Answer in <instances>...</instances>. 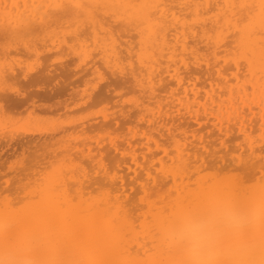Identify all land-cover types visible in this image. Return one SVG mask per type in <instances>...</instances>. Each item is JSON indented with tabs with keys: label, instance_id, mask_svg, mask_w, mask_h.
Listing matches in <instances>:
<instances>
[{
	"label": "bare ground",
	"instance_id": "6f19581e",
	"mask_svg": "<svg viewBox=\"0 0 264 264\" xmlns=\"http://www.w3.org/2000/svg\"><path fill=\"white\" fill-rule=\"evenodd\" d=\"M169 1L171 3L177 2L176 3L177 7L173 8V10L178 8L179 11H177L175 13V11L172 10L173 11L172 12L171 11L172 8H170V6L167 5L168 0H114V2H116V3H124V4H130V5L143 4V3H153V4L164 5L165 7H162L159 10L160 14L157 17L158 26L155 28H150V29L133 28V27L127 25L122 19H117L115 17H110L108 15H105L104 19L100 20L98 24H93L87 28H82L81 30L85 34H84V36L79 37V36L75 35V33H76L75 29L68 28L66 26H57L56 17H55V15H52L50 18L45 19L43 24L39 25V27L41 28V32L39 33V35L41 37V41H43V42L46 41L47 43L48 42L51 43V47H58L59 49L61 47H64L68 51H70L72 53V55H75V56L77 55L76 54L77 50L84 49L86 52V55L83 57L84 58L83 61L88 60V63H90L92 60L90 62H89V60L94 58V60H95L94 63L95 64L98 62L101 63L102 69L106 68V70L111 74L110 77L120 76V78L117 77L116 80L114 79L115 82L118 85H120V87H124V88L127 87V88H129V89L131 88L133 90H135L136 88H138L137 90L141 89V92L148 94V97H150V99H153L156 96H158V95H156V92L158 91V89L159 90L162 89L160 87H163L162 85L164 83H167V81L169 82V80H165V78H167V77H165V75L167 74V76L171 77V79H173V81H175V82L170 81V83L172 82V83H175L176 85L179 84L177 86L179 88H175V89H172L171 87L168 86L170 83H168V85L166 86V88L168 87L170 94H172L171 96L174 95L173 97H176L174 100L177 101L176 106L177 105L179 106V109H177V110L188 111L187 113L191 114L192 119H193V117H196V119L198 118V121L200 119V122H202L203 120L205 121V119H207L208 121H211V118H209V115H207V114H209V113L213 114V119L211 122H214V124L212 125V127H214V129H215L217 127H220L219 125H222L221 129L223 130V135H227L229 132V129H226L225 125L228 126V125H230V123L235 122L234 124L237 126L238 131L242 134V137L244 135L247 136L246 139H249V142H250L249 146H251L250 147L251 148V154L250 155L248 154V155L252 156V158H250L251 160L249 162L248 161L246 162V159L244 162L247 163L249 165V167H253L255 169L256 174L259 173L261 175V177L264 176V171H262V164L260 161V156H261V153L259 152L260 144L255 143V145L253 146V144L251 142L254 139L250 137V134L246 130V126H247L246 120L251 119L252 121H255V118L259 114L260 119L259 118H258L259 120L257 119L258 122H260L258 124L259 125L258 132L260 131L259 136L264 135V108H262L260 106V96H259L260 90H261L262 86H264V70H262L258 58L255 60V62H252L250 64V67H238L239 64H244L245 62H247L248 57L245 55L243 48H241L239 56H237V53L235 51V49L237 48L238 45L246 44L249 42L251 44H254L256 46V48L259 49L261 41L264 40V37H262L259 34L261 31V20H260L259 15H256L254 18H250V19H252V25L251 26L253 27L255 34L252 35L251 38H249L245 34V31H244L245 25L242 23H239V21L242 20L243 17L248 15L247 11L242 10V9H228V8L223 7V6L230 5V4H240V3L258 4L259 0H169ZM64 2H67V0H0V40L3 41L6 37H11L12 34L17 30L19 22L20 21H26L29 17V14L34 13V9L32 7L33 5L57 4V3H64ZM85 2H87V0H85ZM184 4H200V5H203V7H201L200 9L181 7V5H184ZM209 6H211V7H209ZM52 11L54 13L56 10H52ZM136 11H137L136 9H132L130 12L127 13V15H131L133 12H136ZM169 13H170V15H169ZM187 16L190 17L189 18L190 20L186 19ZM119 21H122L123 25L121 23V26H119L120 28H114V25L116 23H118ZM52 29H57L58 31H54L53 34L50 36L49 35L51 32L50 30H52ZM131 33L135 34V38H137L136 42H134L135 39H133V41L130 40V38L127 39ZM221 35L223 38H222V40H220V42L218 44L217 41ZM228 39H230L231 42L227 43ZM121 40H123L124 43H122ZM203 42H204L205 47L207 48V51H208L207 53H209V55H213L214 57L219 56V54H220L219 52L223 51V50L218 51V48H215L216 45H220L219 47L225 48L226 51L221 53V55L223 54L224 56L220 57V60L224 59L223 62H225V64L228 66V67H226V69L228 70L230 67L229 70H232V72L229 70H228V72L230 73V75L232 74L231 77L233 76L234 80L236 81V82H234V84H232L230 75L225 76L226 74H224V76H223V73L225 71V66H226V65H224V67L222 66L223 70H221V69H218L217 71L215 70V75H217L219 78H224L225 80L228 77V79L231 82L228 79L226 81L224 80L225 82H223V83L225 85H227L226 87L219 85V83L221 81V79H220L219 83L216 86L212 85L213 86L212 88H211V84L209 83L210 89L208 90L206 88L208 91L206 90L204 94H202V92H201L202 90H204L201 87H200L201 91L197 90V86H199V85H195V84H197V82H192L191 78H192V76L197 75L196 77L198 79H200L201 76H199V75H201V73H202V75H204L203 74V67H204L203 63H206L205 64L206 66L204 67L205 71H206V68H208L209 72L212 69L213 70L216 69V67H214V68L210 67L211 66L210 64H214V63H208L209 60L207 58H204L205 56H203L199 53V48L201 47L200 44H202ZM134 43H135V45H134ZM68 44H71L72 46L70 45L71 47H69ZM122 46H126L124 50H121ZM228 46L229 47L231 46V48L228 49L229 48ZM106 49H108L107 56H106ZM79 57H81V56H79ZM177 58H178V61H176ZM79 60L81 62V59H79ZM210 62H212V61H210ZM217 62L219 63V61H217ZM178 63H180L181 66L183 67L182 70H180L179 68L176 67V65ZM82 64H84L86 66L89 65V64H87V62H85V63L83 62ZM90 64H93V63H90ZM125 65L128 66L127 70L121 71L120 69L123 68ZM214 65L216 66V64H214ZM92 66H94V67L96 66L95 68L94 67L93 68L95 70L96 69L98 70L97 65L93 64ZM177 66H179V65H177ZM12 68H11V72H10L11 78L8 80V83L11 82L12 85L13 84L14 85L12 87H9V89H11L13 87L18 88L19 87L18 83L20 84V78L22 79V77H27V75H28V74H26V70H24V71L20 70L21 72H19L16 68H13V69H15L17 71H14ZM242 68H243L244 72H242ZM173 69L175 71H174V73H171V71ZM30 70L33 71V70H35V68H32ZM228 72H226V73H228ZM41 73H42V71H41ZM43 73H46V72H44V69H43ZM242 73H244V75H242ZM97 74L98 75L101 74V71L98 72ZM211 74L213 76V73H211ZM44 75H46V74H44ZM208 75H207V77H208ZM40 77H38V79ZM107 77H108V75H107ZM38 79L36 77V79L31 80L30 84H34L37 82L40 84V83H43V81L45 80L44 77H43V79L41 78L40 81H38ZM138 81H139V85L137 84ZM189 81H190L191 85L194 84L195 86L192 87L188 83ZM216 81H218V80H216ZM115 82L112 83V84H114L113 86L117 85ZM38 83L36 84V87L38 86ZM10 85H8V86H10ZM118 85L116 87H118ZM56 86H58V84H56ZM63 86L66 87L65 85H63ZM113 86L109 85L108 87H113ZM120 87H119V89H120ZM57 88H59V86ZM203 88H205V86ZM249 88L252 89V93H253L252 96H250V93L248 91ZM30 89H31V86H30ZM106 89H104V90H106ZM129 89H127L128 90L127 92H129ZM0 90H2V89H0ZM53 90H54V92L49 91V90L48 91H49V93L52 92L50 94L51 95L54 94V96H55V92L56 91L58 92L61 89L56 90V87H55V89H53ZM164 90H166V89H164ZM20 91H22V90H20ZM25 91H27V90H25ZM40 91H42V90H40ZM45 91L46 90H44L43 92H45ZM48 91H46V92L48 93ZM113 91L115 92V90H112L110 92L105 93L107 95H108V93H110V95L107 96L108 98H106V99L109 100V98L113 94L112 93ZM46 92L43 94H47ZM132 92L133 91H130V93H132ZM63 93H64V91H63ZM33 94L32 95L35 96L34 92H33ZM50 94H47L46 97H45V95L41 96L40 99L42 97L44 99V97H45L44 100H46L47 98H49L51 96ZM105 94H103V95L101 94L100 97L104 96ZM122 94H123V92H122ZM10 96H11V99H10V102L8 104V107L9 108L11 107L12 109L18 108L20 103H22L21 97L24 95L23 94L22 95H16L10 91ZM57 96H60V95H57ZM122 96H124V94ZM227 96H228V98H227V100H225L224 98ZM52 97H53V95L51 96V98ZM100 97H99V101H101ZM115 97H117V96L115 95ZM23 98L24 97H22V100H23ZM113 98L114 97L112 95L111 100H113ZM200 98L201 99L204 98L206 101H202ZM101 99H102V101L105 100V99L103 100V97ZM144 103H146V102H144ZM152 103H155V102H152ZM134 105H135L134 106L135 108L136 107L140 108L138 105H136V104H134ZM152 106H153V104H152ZM170 106H171V104H170ZM163 107L164 106H162V108ZM196 107H199V108L202 107V108L199 110H196L195 113L193 114L192 111ZM174 108H175V106H174ZM174 108H173V110H175ZM1 109H2L1 112L4 113L3 108H1ZM141 109H139V111H140L139 114H141ZM204 109H206L205 111H208V113L205 114L206 116H203L205 119L202 117V119H203L202 120L200 118L201 117L200 111L204 110ZM144 110L145 111L147 110V112H148L147 108H145ZM144 110L142 109L143 113H145ZM252 111L254 112L253 114H255V116L250 114V113H252ZM137 112H138V110H137ZM149 113H150V111L148 112V114ZM134 114H136V113H134ZM152 114L154 115L153 111H152ZM168 115H169V117H171L170 114H168ZM250 115L253 116V119L250 118L251 117ZM2 116H4V115H2ZM108 116H106V117L109 118ZM146 117H145V115L141 114L137 118H139V121H140L141 118L143 120V118H146ZM2 118H1V120L4 119V118L3 119ZM132 118H134V117H132ZM172 118H173V116H172ZM110 119H109V121H110ZM148 119L147 120L149 122H152L153 124H154V122L157 123V120H155L154 118L151 119V117H150ZM167 119L170 121H173V122L175 121L174 118L172 120L171 118L169 119L167 117ZM187 119H188V117H187ZM120 120H121L120 121V123H121L122 119H120ZM168 120H167V122H168ZM251 120H250V122H252ZM112 121H115L114 118H112L111 123L109 124V127H113L114 130H116V132H117L118 129L121 128L122 126L119 127V125H117L118 123L113 124ZM116 121H117V119H116ZM170 121H169V123H170ZM204 121H203V123H204ZM217 121H219V123ZM147 122H146V125L149 124V123L147 124ZM6 123L4 122V124H6ZM152 123L150 126H152ZM38 124H40V122ZM38 124L35 127H38L39 132L37 131L36 133L38 135H41L40 133L43 134L45 131L44 132L40 131L41 128L39 127L40 125L38 126ZM122 124L123 125L125 124L124 119H123ZM34 125H35V123H34ZM135 125H137V124H135ZM143 125H144V123H143ZM27 126H29V125H27ZM72 127H73V125H72ZM252 127L254 128V125H252ZM29 128H30L29 131L26 129L27 133L32 134L33 132H30L32 129L34 130V132L37 130V128H32L30 126H29ZM43 129L45 130V127L42 128V130ZM250 129H252V128H250ZM24 130H25V128H24ZM47 130H49V128ZM133 130L134 129H132L131 131H133ZM135 130H137V129H135ZM4 131H5L4 129L0 131V136L4 135V139H5L6 132H4ZM169 131L171 132L170 128H169ZM49 132H51V131H49ZM36 133H34V136ZM56 133H58V132H56ZM9 136H11V137L13 136L12 138L15 137L12 134ZM26 136H27V134H26ZM155 136L158 137L156 134H155ZM2 137H0V139H2V141H3L4 139ZM144 137H145V135H144ZM8 138L10 140H7V142H6V140H4V145L5 146L8 145V147H9L10 144L11 145L13 144V142L11 141L10 137H8ZM47 138H49V137H47ZM132 138L135 139V137H132ZM148 138L151 139L150 140V142H151L153 137L150 136ZM161 138H162V136H161ZM21 139L22 138L20 137V140ZM23 139H27V138H23ZM45 139H46V137H45ZM144 139L147 140L146 138H144ZM17 140H16V142H17ZM36 140H38V139L31 138L28 140H23L22 142L18 141L17 143H19L18 144L19 146L21 145L20 146L21 148L24 147V149H27V148L28 149H32V148L34 149L35 147H37L36 149L39 148L38 150H40V151H42V149H44V151H46V153L50 151L49 154H51V156H54L56 154L58 155L60 153L63 154L64 149L68 150V153L70 155L74 153L71 151L72 149L69 150V149H67V147L63 148V150H59V149H61V147H64L63 145H61L62 142L60 140H48V139L47 140H39V141H36ZM156 140L160 141L161 139L160 140L156 139ZM257 140H255V141H257ZM10 141L12 143L8 144V142H10ZM186 141H188V140H186ZM128 142H130V141H128ZM150 142H148V146H149ZM173 142H176V141H173ZM184 142L185 141H183V142L178 141V143L176 142V144H175V146L178 144V146H177L178 147V153H177L178 156L174 158V160H175V163L173 164L174 166L171 163L173 161V157H172V161L171 160H170L171 162L169 161V163L171 164L170 166H173V168L169 169L170 166L168 164H164V166H163V163H161V165L164 167L163 168L164 170L162 171V168L158 169V170H161V174L164 173V171H165V172H167V173L169 172L170 174L173 175L174 178L173 177L172 178H173V181L175 179L174 182H176L175 184H176L177 188L175 187V184L174 185L172 184L174 182H170V183L173 185V188H175L176 192L178 193V195L175 194L178 197L175 196V198H173V200H172L173 204L170 202L163 203V202H160L161 201L160 200L159 202L163 203V206L160 207L161 205L159 204L160 206L158 209H157V206H158L157 203L154 200H152L151 201L152 203H150L151 208H150L149 212L148 213L145 212L146 214L150 215V217L151 216L153 217L152 223H151V221L149 222V224L147 223L149 226L146 225L145 221H147V220H145V221L143 220V218L146 217L147 215L145 216V214H143V212L141 211L142 215H144V217H142V220L144 221L145 224H141V222L138 224L139 225L141 224L143 226V230L141 229V231H138L137 227H139V225L136 228H134L135 225H133V223L131 221L132 220V218H131L132 217V214H131L132 211H131V213H129V211H128L129 209L127 208V210H126V208H124L125 206H123V204L125 202L124 200H126L125 199L126 196L122 197L121 198L122 200L117 201L118 200L117 199L115 203L112 202L111 199H110L111 202L109 200L107 202L104 200L99 201V204L100 203L102 204V202H105L103 207L101 206V204L99 206V204L96 202V200L92 201L93 204H95L97 207H100L102 210H112L111 215L117 217L120 220L121 243H120L119 249L116 253V258L123 261L124 264H239V261L241 260V258L246 255L247 249L253 244L254 240L258 236L262 224H264V209H262V207H261V193H262L261 177L260 178L257 177V178H259V179H257L258 181L254 180L256 182L251 183V182L246 181L245 179H239L237 177H234L235 174H232V176L228 174L230 177L227 175L223 176V174H222V175H220L221 176L220 177L218 174L215 175V173H212V175H211V173H210V174H206L207 176L203 175L204 176V177L202 176L203 178H198V179H200V180L197 179V182L199 181L197 184V185H199V187L197 186V188H195L194 183H197V182H195L194 180H196V179L193 180V183H189L190 181H192V176H190L191 175L190 171L193 172V170H194V169H192V170H190V169L192 167H194V164L197 165L198 161L196 160V162H195L194 159H191L193 156L190 157L189 156L190 154L187 155L189 153V151H187L186 148L189 149L190 146L184 148V146H182L184 144ZM34 144L35 145L38 144V145L32 147V145H34ZM114 144H116L115 150L118 149L120 154L121 153H123L122 155L126 154L125 157L127 155H129V153L127 154V151L124 150L125 148L124 149L120 148L118 146L119 145L118 143H114ZM152 144H154V143H152ZM0 145H1L0 147L2 148L1 141H0ZM73 145L75 146V144H73ZM137 145L139 148V144H137ZM154 145H153V147H154ZM40 147L42 149H40ZM112 147H114V146H112ZM162 147H163V145H162ZM164 147H166V146H164ZM194 147H196V145ZM10 148H11V146H10ZM76 148H75V151H76ZM146 148H148V147H146ZM46 149H48V150H46ZM134 150H133V152H134ZM175 151H176V149H175ZM66 152H64V154ZM133 152L130 153V157H128L129 159L132 158V156L134 157L135 153H134V155H132ZM165 152L166 153L168 152L167 148H165ZM165 152H164V154H165ZM46 153L44 152V154H46ZM110 153L112 155L115 154L114 156L116 157V154L118 152H110ZM119 153L117 155V158L120 155ZM64 154H63V156H65ZM149 154H150V152H149ZM171 154H172V152H171ZM172 155H174V154H172ZM46 157H48V156L46 155ZM168 157H171V156H168ZM135 158H138V157H135ZM135 158H133L131 160H134ZM100 159H102V158H100ZM118 159H120V158H118ZM169 159H171V158H169ZM198 160H200V159H198ZM99 161H102V160H99ZM118 161H121V160H118ZM193 161H194V164L192 163ZM165 165H168L169 167L167 168ZM197 167L198 166H196V169H198ZM200 168H201V166H200ZM69 171H70V169H69ZM71 171H73V170H71ZM194 171H195L194 173H198L197 170H194ZM102 172L104 174H105V172L108 173V171L104 172V170H102ZM167 173H164V174H167ZM169 173H168V175H170ZM156 174L160 175L159 173H156ZM35 175H37V174L35 173ZM105 175H107V174H105ZM260 175H258V176H260ZM42 176H41V179H43V177H44V176L43 177ZM48 176L50 177L51 174L50 175L48 174ZM34 177L35 176H33V178ZM152 177H153V174H152ZM164 177L165 176L163 175V178ZM54 178H55V174L53 175V177H51V179L54 180ZM70 178H72L75 181L74 184L76 183L75 184L76 185V191H75V189H74V191H75V193L77 192L76 194H77V197L79 199L78 202H83L85 205H88L91 201L89 202L88 200H86V198H87L86 194H85L86 191H84V185H83L84 181H82V180L79 181L78 179L75 180L73 175ZM70 178L67 181L70 180V182H71L72 179H70ZM172 178H171V180H172ZM35 179L36 178H34V180ZM157 179L158 178H156V180ZM159 179H161V178H159ZM166 179L170 181V179H168V178H166ZM30 180L31 179L29 178V181ZM17 182H20V181H17ZM82 182H83V184H82ZM110 182H113V181L110 180ZM165 182L167 184L168 181H165ZM72 184H73V182H72ZM190 184H191V186L194 185L193 186L194 189H191L192 187L190 186ZM19 185H20V187H18ZM19 185H17V187H15V190L17 192H18V190H20L19 195H25L22 198L31 196L33 194L32 189H28L27 191H25V188L27 187L28 183L25 185H21V184H19ZM172 185H171V187H172ZM143 186L144 187L146 186L145 189L143 187V189H144L143 191L146 190L145 192H148L151 189V188L149 189V186H151V185L147 186V184H146ZM16 188H19V189L17 190ZM85 188H86V186H85ZM147 189H148V191H147ZM167 190L169 192V190H171V189H167ZM67 191H68V189H67V184H66L65 185V192H67ZM162 191L164 192V190H162ZM173 191H174V189H173ZM108 192L110 194L109 190H108ZM122 193H124V192L122 191ZM164 193H166V192H164ZM109 194L106 193L104 195H109ZM158 194H159V192H158ZM167 194H169V193H167ZM172 194L173 193L171 192V195ZM165 197H167V196H165ZM106 198H108V197H106ZM162 198H164V197L162 196ZM68 199H71V197L69 196ZM103 199H105V198H103ZM174 199H176V200H174ZM163 200H165V199H163ZM5 201H4L5 203H2V208H0V237L3 236L5 231L10 232V233H16V232L22 231L25 227L26 219L30 214L31 206L33 204V202L30 200L26 203V207L23 210H21L19 208L18 209L14 208L13 207L14 204L11 203L12 202L11 200L6 199ZM145 201H146V198L145 197L142 198L141 202L144 203ZM136 211H137V209H136ZM120 213H123V215L121 216ZM151 218H149V219L151 220ZM97 222H99V221H97ZM9 224H11V225H9ZM12 224H14V225H12ZM135 224H137V221L135 222ZM134 229L135 230L137 229L136 231H138L140 233L137 234V232ZM140 236H141V239L143 237V239L145 240V243H146V241H147V243L150 242L152 247L150 246L149 243L148 244L151 247V249H153V250L147 248V247H149L147 245V243L145 245V243L143 242L144 246H141L143 243L139 244V237ZM131 237L132 238L135 237L137 242H133ZM136 240H134V241H136ZM140 242H142V240ZM138 246H140L142 248L146 246L145 251H143L144 248L143 249L139 248V249L141 250V252L143 251L142 254L144 256H145V253L147 255L149 253V256H147L145 258L144 256H141L142 254L140 255L137 253L135 254V252L133 253V249L131 251L132 247H135L134 249L137 250L138 248L136 249V247H138Z\"/></svg>",
	"mask_w": 264,
	"mask_h": 264
},
{
	"label": "rangeland",
	"instance_id": "374dc122",
	"mask_svg": "<svg viewBox=\"0 0 264 264\" xmlns=\"http://www.w3.org/2000/svg\"><path fill=\"white\" fill-rule=\"evenodd\" d=\"M176 3L177 2L171 3L168 0L167 5L170 6V8H172L171 11L173 10V8L177 7ZM173 11H175V13H176L177 11H179V9L176 8ZM169 15H170V13H169ZM187 17H186V19L190 20L189 19L190 17H188V18ZM121 23H122V21H119L118 23H116L114 25V28H120L119 26H121ZM122 25H123V23H122ZM50 31L51 32L49 35L51 36L54 31H58V30L52 29ZM132 34L133 33H131L130 34L131 37L129 36L127 39L130 38V40H132V41H133V39H135L134 42H136L137 38H135V34H133V35ZM0 42H2V40H0ZM121 42L124 43L123 40H121ZM228 42H231L230 39L227 40V43ZM68 45H69V47L72 46L71 44H68ZM134 45H135V43H134ZM200 46L201 47L199 48V53L201 55L205 56L204 58H207L209 60L208 63L216 64V66L214 64H210L211 66L209 65L211 68L216 67V69H214V70L212 69L213 71L211 70L209 72L208 68H206V71H205L204 67L206 66L205 65L206 63H203V65H204L203 74L204 75H202V73H201V75H199V76H201L200 79H198L196 77L197 75H194L191 78L192 82H197V84H195V85H199V86H197V90H200L201 88L204 89L202 91L200 90L202 92V94H204L207 89L208 90L210 89V84H211V88H212L214 85L216 86L219 83L220 79H221V81H220L219 85L226 87L227 85H225L223 82H225L228 79V77L225 80L224 78H219L217 75H215V70L216 71L218 69L223 70L224 65H226L225 62H223L224 59L223 60L221 59L222 61L220 60V57L224 56L223 54L221 55V53L226 51L225 48L219 47L220 45H216L215 48H218V51L219 50H223V51L219 52L220 53L219 56L214 57L213 55H209V53H207L208 51L204 45V42L202 44H200ZM50 47H51V43H49V42L47 43L46 41L43 42L40 40L39 44L35 45L36 50H34L33 52H30V53H28V55H25V56L13 57V59L16 61L15 66L13 68H16L19 72L26 70V74H28V75H27V77L21 76L22 79L20 78V84L18 83V86H19L18 88L20 90H22L21 91L22 93L24 92L23 93L24 96H22L24 98L22 100V97H21L22 103H20L19 107L16 109H12L11 107L9 108L7 106L6 108H3V112L5 114L1 112L2 109L0 108V117L4 118V119L2 118L3 120H1V118H0V131L4 129L2 126V125H4V122L5 123L7 122L6 124L10 123V124L14 125V129L9 128L7 130L8 134L7 133L5 134V139H4V135L0 136V137L3 136L2 138L4 140H6V142H7V140H10L8 138V137H10L11 141L13 142L12 145L10 144V143H12L11 141L8 142V144H10V146H11V148H10V146L8 147V145H6V146L4 145V140L2 141V139H0L1 144H2V148L0 147L2 149V150L0 149V203H1L0 208H2V203H5L6 199L11 200L12 204H15V202L17 200L24 199L22 197H24L25 195H19L20 190H18L19 188H16L18 190V192H17L15 190V187H17V185H19V184H21V185H25L27 183L29 184L30 181H33L34 178H36L37 175H35V173L37 174V171H39L40 169H44V171L40 173V176L43 175L45 177V175L51 174V176H50V178H51L55 174L56 170L58 168L62 167L64 169V171L69 172L66 180H68L73 175L75 180L78 179L79 181H81V180L84 181V184H83V182H82V184L84 185V191H86L85 194H86L87 198L86 197L85 198L89 202L91 201L90 203H92V201L96 200V202L99 204V201L104 200L107 202L108 200L110 201V199L112 200V202L115 203L117 199H118L117 201H119V200H122L121 199L122 197L126 196L125 197L126 200H124L125 202H124L123 206H125L124 208H126V210H127V208L129 209L128 210L129 213H131V211H132V213H131L132 214V217H131L132 220L131 221H132L133 225H135L134 228H136L139 225L138 223H140V222H141V224H145L144 223L145 220H147L145 222H146V225H148L150 221L152 223L153 217L151 216L152 217L151 218L150 215L146 214L145 212H147V213L149 212V210L151 208L150 203H152L151 201L154 200L157 203V205H158L157 209H158L159 206L161 205L160 207H162L163 203H165V202L172 203L173 198H175V196L178 195L175 188H173V185L176 183V182H174L175 179L173 181V178H174L173 175L170 174L169 172L168 173L170 175H168V173L165 171H164V173H167V174H164V173L161 174V170H158V169L162 168V171H163L164 170L163 169L164 164H168L170 166L171 164L169 163V161L170 160L172 161V157H173L174 162L173 161L172 162L170 161V162L172 163V165L175 163L174 158L178 156V154H177L178 153V147H177L178 144L176 146H175V144H176V142L178 143V141H180V142L185 141L182 146H184V148L190 146L189 149L186 148L187 151H189V153L187 152L188 153L187 155L190 154L189 155L190 157L191 156L194 157L196 155L194 158L192 157L191 159H194L195 162H196V160L199 162V163L197 162V165L194 164V161L192 162L194 164V167H192L193 166L192 165L191 166L192 168L190 170H192V169L197 170L198 173H194L195 172L194 170H193V172L190 171L191 172L190 176H192V181H190L189 183H193L194 179H196L194 181L197 182L198 178H203L204 177L203 175L207 176L206 174H210V173H211V175H212V173H215V175L218 174L219 176L222 174H223V176H225V175H227V176L231 175L232 176V174H235L234 177H237L239 179H245L246 181L251 182V183L258 181L257 179H259L261 177V175L259 173H257V174L255 173V169L253 167H249V165L244 162L245 159H246V162L247 161L249 162L251 160L250 158H252V156H249L251 154V148H250L251 146H249L250 145L249 139H246L247 136L244 135L242 137V134L238 131L237 126L234 124L235 122L230 123V125H228V126L225 125V128L229 129L230 133L228 132L227 135H223V130L221 129L222 125H219L220 127H217L215 129H214V127H212V125L214 124V122H211L213 119V114H211V113L207 114L208 111H205L206 109L200 111L201 112L200 113L201 119L203 116H206L205 114L209 115V118H211V121H208L207 119H205L203 117L205 119V121L203 119L202 120L204 121L205 124L203 123L202 120H201L202 122H200V119L198 121V118L196 119V117H193V119H192L191 114L187 113L188 111L177 110V109H179V106L178 105L176 106L177 101L174 100L176 97H173L174 95L171 96L172 94H170L168 87L166 88L168 83H170V81H173V79H171V77L167 76V74L165 75V77H167V78H165V80H169V82L167 81V83H164L162 85L163 87H160L162 89H160V90L158 89V91L156 92V95H158V96H156L153 99H150V97H148V94L141 92V89L137 90L138 88H136L135 90H133V89H131V88L129 89L127 87H125V88L120 87V85H118L115 82L117 77L120 78V76L110 77L111 74L106 70V68L102 69L101 63H99V62L96 64L94 63L95 60L93 57H92L93 59H90L89 62L92 60L90 63L97 65L98 70L97 69L95 70L94 68L96 66L95 67L92 66L93 64L88 63V60L83 61L84 58H81L78 55H76V56L72 55V53L64 47H61L60 49L58 47H51V48ZM125 47L126 46H122L121 50H124ZM230 48H231V46L228 49H230ZM29 57H31V59H29ZM79 59H81L82 63L87 62V64H89V65L86 66V65L82 64ZM216 60L219 61V63ZM176 61H178V58L176 59ZM210 61H212V62H210ZM177 65H179V66H177ZM177 65H176L177 68H179L180 70L183 69V67L181 66L180 63H178ZM226 67H228V66L227 65L225 66V71L223 73V76H224V74H226L225 76L230 75V73L228 72L230 67L228 70L226 69ZM32 68H35V70L31 71L30 69H32ZM43 69H44V72H46V73H43ZM174 69L171 71V73H174V71H175ZM13 70L17 71L15 69H13ZM99 70L101 71V73L104 74V77H105V80L103 82V83H105L104 85H107V86L102 85L103 91H101L99 87H94V81L99 76L97 74L98 72H100ZM41 71H42V73H41ZM229 71L232 72V70H229ZM226 72H228V73H226ZM242 72H244L243 68H242ZM211 73H213V76ZM44 74H46V75H44ZM208 74L209 75L211 74V75L209 76ZM107 75H108V77H107ZM207 75H208V77H207ZM231 75H230V77H231ZM242 75H244V73H242ZM42 76L45 79L43 81V83L39 84L37 82L38 83L37 87H36L37 83L30 84V81L33 79H36V77H37V79H38V77H40L38 79V81H40L41 78L43 79ZM216 80H218V81H216ZM231 81H232V84H234V82H236L234 80L233 76L231 77ZM114 82L118 85V87H116L117 85L113 86L114 84H112V83H114ZM173 82H175V81H173ZM188 83L190 84V81ZM56 84H58L59 88H57L58 86H56ZM62 84L65 85L66 87H64ZM8 85H10L9 87H12L14 84L12 85V83L10 82V83H8ZM109 85H111L113 87H108ZM178 85L171 82L168 86L171 87L172 89H175V88H179V87H177ZM195 85L193 84L191 86L194 87ZM30 86H31V89H30ZM204 86H205V88H203ZM55 87H56V90H58V89L59 90L61 89V90L58 92L55 90L56 91L55 96H54V94H52L53 97L51 98L52 95L50 93H52V92L49 93V91L54 92L53 89H55ZM119 87H120V89H119ZM24 89L27 91H25ZM104 89H106V90H104ZM127 89H129V92H127L128 91ZM164 89H166V90H164ZM40 90H42V91H40ZM44 90H46V91L49 90L48 93L45 91L47 94L51 95V96L49 95L50 97L47 98L48 100L47 99L44 100L45 97L47 96V94H43V93H45V92H43ZM62 90L64 91V93ZM112 90H115V92L114 91L112 92L113 94L111 93L114 97L113 100H111L112 95L109 98V100L106 99V98H108L107 96H109L110 93H108V95L105 93L110 92ZM130 91H133V92L130 93ZM33 92L35 93L36 97L33 96L34 95ZM122 92H123L124 96H122L123 95ZM9 94H10V92H9ZM101 94L102 95L105 94L104 96H102L103 100L105 99L104 101H102V99H101L102 97H100ZM44 95H45L44 99H43V97L40 99V97L44 96ZM57 95H60V96H57ZM115 95L117 97H115ZM99 97H100L101 101H99ZM132 98H135L139 102L138 106L140 108H138V107L135 108L134 107L135 105L134 104L132 105V103H125L126 100H130ZM227 98H228V96L225 97L224 99L227 100ZM201 100L206 101L204 98H202ZM171 101L172 102L174 101V102L172 103ZM144 102H146V103H144ZM152 102H155V103H152ZM152 104H153V106H152ZM170 104H171V106H170ZM162 106H164V107L162 108ZM174 106H175V108H174ZM141 108L143 110L145 108H147L148 112L150 111V113L148 114L147 110L146 111L144 110L145 113H143ZM173 108L175 110H173ZM201 108H199V107L194 108L192 113L194 114L196 110H199ZM139 109H141L142 115H145V117L147 116L146 118H143V120L141 118L140 121H139V118H137L139 115H141V114H139V112H140ZM137 110H138V112H137ZM152 111L154 112V115L152 114ZM134 113H136V114H134ZM253 113L254 112L252 111V113H250V114L255 116V114H253ZM168 114H170L171 117H169ZM2 115H4V116H2ZM106 116H108L109 118H107ZM172 116L175 120L174 122L167 119V117H168L169 119L171 118L173 120ZM132 117H134V118H132ZM150 117H151V119L154 118L155 120H157L158 124L156 122H154V124L152 122H149L150 120L148 118H150ZM187 117H188V119H187ZM112 118H114V120H115V121H112L113 124L118 123L117 125H119V127L122 126L121 128L118 129L117 132H116V130H114L113 127H109V124L111 123ZM250 118L253 119V116H251ZM258 118H259V114L255 118V121H252L251 119L250 120L252 122H250V120H246V125L248 126V127L246 126V130L250 134V137L253 138L254 140L258 139L257 143L260 144L259 140H260L261 136H259L260 131L258 132V129H259L258 124L260 123V122H258V120L260 118L259 119ZM109 119H110V121H109ZM116 119H117V121H116ZM120 119H122V122L124 119V122L126 125L125 124L123 125L122 122L120 123V121H121ZM167 120H168V122H167ZM49 121L58 122V127H49V125H48ZM169 121H170V123H169ZM39 122H40V124H38ZM142 122L144 123V125ZM146 122H147V124L148 123L149 124L146 125ZM217 122L219 123V121H217ZM34 123H35V125H34ZM36 123L38 124V126L40 125L39 126L41 128L40 131H42V132L45 131L43 134L40 133L41 135H38L36 133L37 131L39 132L38 127H35V126H37ZM151 123H152V126H150ZM135 124H137V125H135ZM27 125H29L32 128H37V130L35 132L33 129H32L33 131L32 130L30 131V132H33L32 133L33 135L31 133H27V130L28 131L30 130L29 126H27ZM72 125H73V127H72ZM252 125H254V128L252 127ZM43 126L45 127V130L44 129L42 130V128H44ZM47 127L49 128V130H47L48 129ZM24 128H25V130H24ZM169 128L171 129L172 133L169 131ZM250 128H252V129H250ZM132 129H134V130L131 131ZM135 129H137V130H135ZM49 131H51V132H49ZM56 132H58V133H56ZM34 133H36L35 136H34ZM11 134L14 135L15 137L12 138L13 136L12 137L9 136ZM26 134L28 137L26 136ZM155 134L158 137H156ZM144 135H145V137H144ZM150 136L153 137L151 142H150L151 139L148 138ZM161 136L163 139L161 138ZM20 137L22 138L21 140H20ZM45 137H46V139H45ZM47 137H49V138H47ZM132 137H135V139ZM23 138H27V139H23ZM31 138L38 139L36 141L47 140V139L48 140H60L62 142L61 145H63L64 147H61V149H59V150H63V148L67 147V149H69V150L72 149L71 151L74 153L70 155L68 153V150L64 149L63 154H64V152L67 151L66 152L67 154L66 153L64 154L65 156H63L62 153H60L58 155L56 154L54 156H51V154H49L50 151L47 152L48 153L47 154L46 151H44V149H42L41 147H40V149H42L43 152L38 150L39 148L36 149L37 147H35L34 149L33 148L32 149H28V148L24 149V147L21 148L20 147L21 145L19 146L18 145L19 143H17L19 140L22 142L23 140H28ZM144 138H146L147 140H145ZM156 139H158V140L161 139V140L157 141ZM16 140H17V142H16ZM186 140H188V141H186ZM128 141H130V142H128ZM173 141H176V142H173ZM148 142L151 143V144L149 143V146H148ZM114 143H118L119 144L118 146L122 149L125 148L124 150L127 151V154L129 153V155H127L125 157L126 154H124V155H122L123 153L120 154L118 149L115 150L116 144H114ZM152 143H154V144L158 143V144L154 145ZM35 144L32 145V147L38 145V144L37 145H35ZM73 144H75V146ZM135 144L136 145L139 144V148H138V145L136 146ZM111 145L114 147H112ZM153 145H154V147H153ZM162 145H163V147H162ZM195 145H196V147H194ZM164 146H166V147H164ZM74 147L75 148L77 147L76 151H75ZM146 147H148V148L150 147V148L148 149ZM165 148H167V151L169 153L165 152ZM175 149L177 152L175 151ZM46 150H48V149H46ZM133 150H134V152H133ZM44 152L46 154H44ZM110 152H118L121 155V156L120 155L118 156V158H120V159L117 158L118 153L116 154V157H115L114 156L115 154L112 155ZM132 152H133L132 155H134V153H135V155H134V157L132 156V158L129 159L128 157H130V153H132ZM149 152L151 155L149 154ZM164 152H165V154H164ZM171 152L175 156L172 155ZM46 155L48 157H46ZM168 156H171V157H168ZM135 157H138V158H135ZM100 158H102V159H100ZM133 158H135V159L131 160ZM169 158H171V159H169ZM198 159H200V160H198ZM99 160H102V161H99ZM118 160H121V161H118ZM161 163H163V166L161 165ZM168 165H165V166L168 168L169 167ZM195 165L198 166L197 167L198 169H196ZM49 166H51V167L49 168ZM173 166H170L169 169L173 168ZM200 166H201V168H200ZM242 166H243V173H237L235 170L241 168ZM69 169H70V171H69ZM71 170H73V171H71ZM102 170H104V172L108 171V173L105 172V174H107V175H105L102 172ZM97 173H99V175H97ZM156 173H159L160 175H158ZM152 174H153V177H152ZM163 175L166 178L170 179V181L164 177L166 179L165 180L163 178ZM258 175H260V176H258ZM33 176H35V177L33 178ZM257 177H259V178H257ZM29 178L31 179L30 181H29ZM156 178H158V179L156 180ZM159 178H161V179H159ZM171 178H172V180H171ZM70 179H72V178H70ZM110 180L113 182H110ZM198 180H200V179H198ZM254 180H256V181H254ZM17 181H20V182H17ZM165 181H168L167 184ZM72 182L74 184L75 181L73 179L71 182H70V180L67 181V183H69V184H72ZM170 182H174V183H172L173 185ZM198 182L194 183L195 186L193 184L192 185L195 188H197V186L199 187V185H197ZM146 184H147V186L151 185V186H149V189L151 188L149 190L150 192L147 189V191L149 193L145 192L146 190L143 191L146 188V186L144 187L143 185H146ZM171 185H172V187H171ZM85 186H86V188H85ZM190 186H191V184H190ZM193 186H191L192 187L191 189H194ZM18 187H20V185ZM143 187H144V189H143ZM175 187H176V184H175ZM167 189H171V190H169V192H168ZM173 189H174V191H173ZM108 190L110 191V194H109ZM162 190H164V192H166V193H164ZM75 191H76V188H75ZM122 191L124 193H122ZM158 192H159V194H158ZM171 192L174 195L173 194L171 195ZM106 193H108L109 195H104ZM167 193H169V194H167ZM162 196L164 198H162ZM165 196H167L169 199L171 198L170 199L171 201ZM106 197H108V198H106ZM144 197L146 198V201L144 203H142L141 200ZM176 197H178V196H176ZM103 198H105V199H103ZM163 199H165L166 201ZM176 199H174V200H176ZM28 201H30V200H27L26 203ZM159 201L163 202V203H160ZM100 204H99V206H100ZM102 204H101V206L103 207L105 202H102ZM13 207H14V205H13ZM14 208H17V207H14ZM136 209H137V211H136ZM141 211L143 212V214H145V216L146 215L147 216L144 217V215H142ZM142 217H144L143 218L144 221L142 220ZM149 218H151V220ZM136 221H137V224H135ZM9 225H11V224H9ZM12 225H14V224H12ZM140 225H139L140 228L137 227L138 231H141V229L143 230V226L142 225L140 226ZM138 231H136L137 234L140 233ZM133 238H132L133 242H137L135 237H133ZM134 240H136V241H134ZM141 240H142V242H140ZM143 242L145 243V240L143 239V237L141 239V236H140L139 237V244L143 243ZM144 243L141 246H144ZM146 243H147V241H146ZM146 243H145V245H146ZM148 243L150 244V242H148ZM148 243H147V245L149 246ZM150 246H151V244H150ZM150 246L147 248L151 249L152 246L151 247ZM145 247H143L144 248L143 249L142 247L138 246V247H136V249L138 248L137 250L134 249L135 247H132L131 251L133 249V253L135 252V254L137 253V254L141 255L142 252L145 251ZM139 248L143 249V251L141 252V250ZM151 250H153V249H151ZM141 256H144V255L142 254ZM147 256H149V253H148V255L145 253L144 257L146 258Z\"/></svg>",
	"mask_w": 264,
	"mask_h": 264
},
{
	"label": "snow or ice",
	"instance_id": "6c2138e0",
	"mask_svg": "<svg viewBox=\"0 0 264 264\" xmlns=\"http://www.w3.org/2000/svg\"><path fill=\"white\" fill-rule=\"evenodd\" d=\"M34 13H30L26 21H20L17 30L11 37H6L0 42V108H6L10 102L9 92L16 95L23 93L19 88L9 89L8 80L11 68L16 61L13 57L25 56L35 50L41 37L39 33L45 19L52 15L56 17L57 26H66L76 30L75 35L82 37V28L98 24L105 15L122 19L127 25L133 28L150 29L158 26L157 17L159 10L164 5L143 3L124 4L116 3L114 0H67L57 4H37L32 6ZM184 8L200 9V4H184ZM211 7V6H209ZM228 9L246 10L248 15L243 17L239 23L245 25V34L251 38L255 34L252 19L259 15L261 20L260 35L264 37V0L258 4H230L223 6ZM132 9H136L131 15H127ZM52 10H56L54 13ZM222 35L218 38L219 44ZM241 48L244 49L248 61L239 64L238 67H250L252 62L258 58L262 70H264V40L261 41L259 49L254 44H240L235 49L237 56ZM77 55L83 58L86 55L84 49L77 50ZM108 49H106V56ZM31 59V57H29ZM125 65L121 71H126ZM104 74H99L94 81V87L103 91ZM139 85V81L137 82ZM250 96L253 95L249 88ZM260 106L264 108V86L260 93ZM125 103L138 105L135 98L126 100ZM49 127H58V122L49 121ZM3 128L7 133L13 124H4ZM253 146L257 141L251 142ZM259 152L262 171H264V135L261 136ZM51 166H49L50 168ZM37 172L36 179L31 181L25 191L32 189L33 194L24 199L17 200L14 207L23 210L26 207V200L33 202L30 214L26 219L22 231L10 233L5 231L0 237V264H124L116 258L119 249L120 220L111 215L112 210H102L93 203L85 205L78 202V197L73 191L75 184L67 183L68 172L62 167L55 172L54 180L48 175L41 179ZM243 173V166L235 170ZM99 175V173H97ZM261 207L264 209V176L261 177ZM67 184L68 191L65 192ZM71 199H68V197ZM122 216L123 213H120ZM99 221V222H97ZM239 264H264V224L253 244L247 249V253L241 258Z\"/></svg>",
	"mask_w": 264,
	"mask_h": 264
}]
</instances>
